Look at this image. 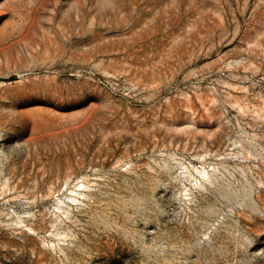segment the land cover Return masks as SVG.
Masks as SVG:
<instances>
[{"label": "rangeland", "instance_id": "1", "mask_svg": "<svg viewBox=\"0 0 264 264\" xmlns=\"http://www.w3.org/2000/svg\"><path fill=\"white\" fill-rule=\"evenodd\" d=\"M0 264H264V0H0Z\"/></svg>", "mask_w": 264, "mask_h": 264}]
</instances>
